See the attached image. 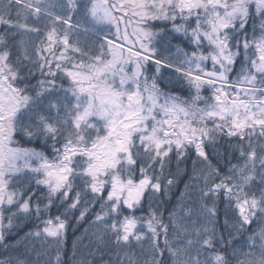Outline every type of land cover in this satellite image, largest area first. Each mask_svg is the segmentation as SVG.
Wrapping results in <instances>:
<instances>
[{"label": "snow or ice", "instance_id": "snow-or-ice-1", "mask_svg": "<svg viewBox=\"0 0 264 264\" xmlns=\"http://www.w3.org/2000/svg\"><path fill=\"white\" fill-rule=\"evenodd\" d=\"M86 218L98 231L74 264H264V0H0V247L39 221L23 239L54 257L33 247L35 264H67Z\"/></svg>", "mask_w": 264, "mask_h": 264}, {"label": "trees", "instance_id": "trees-1", "mask_svg": "<svg viewBox=\"0 0 264 264\" xmlns=\"http://www.w3.org/2000/svg\"><path fill=\"white\" fill-rule=\"evenodd\" d=\"M82 25H86L87 27L90 28L89 25L84 24L82 22ZM163 26V25H159ZM168 27H171V25H168ZM81 41L82 42H87V44L91 47L95 45V37L90 35L89 33L82 34L81 36ZM179 43V42H177ZM181 47H186L185 44H180ZM44 77L39 76V74L36 75L35 79L31 80L32 84H36V81L38 79H43ZM58 84H64V87H68V84L64 83V79L61 78L60 80L57 81ZM165 85H167V88H165ZM161 89L164 91H167L168 93L171 94H177L181 97H187L188 92L187 91H182V85H179L175 81V77L172 76L171 73L165 74V80L164 84L160 85ZM203 95L207 96L209 95V92L205 91ZM16 140L19 141V145L21 147L25 148H34L38 151H43L46 155H48L50 158L53 156V152L51 150V142H45L44 140H32L31 142L28 141L27 137H22L20 135L16 136ZM60 145L58 144L57 147ZM220 163L221 165L227 163V160H225V150L220 149ZM196 160V156L194 152H190L188 158L179 165V168L181 170L180 177L178 179V182L175 187H173L170 191L167 192L166 198H165V208L166 209H171L174 206H177L178 201L182 199L181 194L185 192L184 185L185 183L189 182V176L192 175V168H193V161ZM228 160H231L232 164H237L240 163V161L232 155L228 156ZM213 163H216L215 160H213ZM197 167H202V165H198ZM169 169H166L168 171ZM170 171L175 173L177 171V161L175 158H173L171 165H170ZM147 207L148 204L145 203V212L144 213H137V215L147 214ZM39 221H26L19 228H13L11 231L10 235V242L13 244H16L17 241H20L19 244H16V247L9 252H5V250L0 247V259L4 258L6 255L11 254V255H16L19 256L20 258H27L29 260L33 261V264H35L34 260V253L32 251V248L35 247L38 251L39 250H47L49 256L54 257V253L51 251L53 242L51 239L45 241L42 238H36L32 237L27 240L23 239L25 236V233L29 231H33L36 229V226L39 225ZM87 229V233H85V230ZM98 231V228L96 225H94L91 222L90 218H86V220L81 221L78 225H76L73 229H71L68 233L67 241L64 245L63 248V259L67 262V264H74V257H73V242L75 241L77 243V248H78V253L77 257L75 259H80L83 256H85L89 248L86 247L89 245L90 241L94 240L93 233ZM88 236V239H83L82 243L78 238H82L84 235ZM40 264H44V260L42 259L40 261Z\"/></svg>", "mask_w": 264, "mask_h": 264}, {"label": "rangeland", "instance_id": "rangeland-1", "mask_svg": "<svg viewBox=\"0 0 264 264\" xmlns=\"http://www.w3.org/2000/svg\"><path fill=\"white\" fill-rule=\"evenodd\" d=\"M90 26V25H89ZM82 27H87L86 25H82ZM89 28V27H88ZM90 29V31L89 32H91V27L89 28ZM96 31H99V29H96Z\"/></svg>", "mask_w": 264, "mask_h": 264}]
</instances>
